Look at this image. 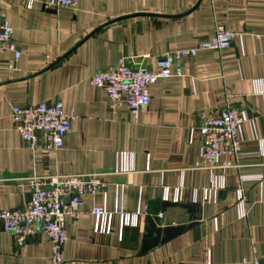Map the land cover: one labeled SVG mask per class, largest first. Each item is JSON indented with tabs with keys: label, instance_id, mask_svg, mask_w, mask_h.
<instances>
[{
	"label": "crops",
	"instance_id": "crops-1",
	"mask_svg": "<svg viewBox=\"0 0 264 264\" xmlns=\"http://www.w3.org/2000/svg\"><path fill=\"white\" fill-rule=\"evenodd\" d=\"M44 1L0 0V19L20 51L16 62L0 55V210L28 203L30 175L100 173L104 191L83 198L78 219H65L61 264L263 263L264 0H79L49 9ZM215 25L237 35L231 46L199 51L184 61L182 77L158 80L135 118L123 105L113 115L89 83L122 56L154 70L158 57L196 47ZM57 100L74 110L71 132L57 151H29L11 107ZM227 107L245 117L240 152L220 157L232 163L225 170L201 167V117ZM159 203L173 206L160 207L157 226L196 224L143 252L146 210ZM93 207L108 217L97 221ZM49 257L45 236L16 247L0 226V264H49Z\"/></svg>",
	"mask_w": 264,
	"mask_h": 264
},
{
	"label": "built area",
	"instance_id": "built-area-1",
	"mask_svg": "<svg viewBox=\"0 0 264 264\" xmlns=\"http://www.w3.org/2000/svg\"><path fill=\"white\" fill-rule=\"evenodd\" d=\"M79 0H45L43 8H74ZM13 29L0 19V55L13 54L16 62L20 51L12 40ZM236 34L221 25H215L213 36L191 49L164 53L157 58L154 70L130 67L124 56L111 67L96 71L89 79L90 85L102 90L108 98V108L116 115L120 106H126L132 117H137L150 103V86L158 80L184 75L183 63L199 51H223L231 46ZM264 38V36H263ZM6 68L14 69L13 63ZM13 127L26 148L33 152L41 147L45 151L62 148L63 139L71 132L75 118L73 109L66 110L63 103H32L11 107ZM245 117L237 108L227 107L217 114L201 117L198 134L203 141L200 166L219 167L225 170L232 163H220L222 155L238 156L243 140L242 126ZM30 192L28 203L19 209L0 210L1 229L12 237L14 245L21 247L29 238L45 236L50 243L49 264L63 262V249L68 241L65 231L66 217L76 220L85 196H95L104 191L105 183L100 173L70 174L60 176L25 177ZM241 199V193L238 195ZM97 221L108 217L104 207L90 210ZM157 221L162 219L158 213ZM247 262L243 260L242 264ZM252 264H264L254 259Z\"/></svg>",
	"mask_w": 264,
	"mask_h": 264
},
{
	"label": "water",
	"instance_id": "water-1",
	"mask_svg": "<svg viewBox=\"0 0 264 264\" xmlns=\"http://www.w3.org/2000/svg\"><path fill=\"white\" fill-rule=\"evenodd\" d=\"M161 204V206H159ZM158 206L153 208L149 206L146 210V217L144 221V233H143V241H142V251L146 252L150 249L154 248L160 243H165L170 239L176 237L177 235L184 232L186 229L193 227L196 223L191 222L188 225H180L176 227H160L157 226L156 216L160 212L161 208H165L168 206H173L170 203H159ZM151 205V204H150ZM154 205V203H153ZM161 207V208H160ZM188 212L191 214V220H195L196 217L192 216L195 212L192 211V207L186 206Z\"/></svg>",
	"mask_w": 264,
	"mask_h": 264
}]
</instances>
